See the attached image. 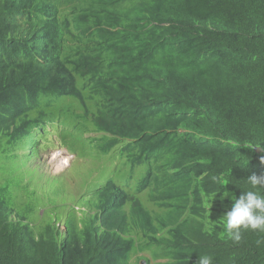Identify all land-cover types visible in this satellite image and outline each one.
<instances>
[{
    "label": "trees",
    "instance_id": "16d2710c",
    "mask_svg": "<svg viewBox=\"0 0 264 264\" xmlns=\"http://www.w3.org/2000/svg\"><path fill=\"white\" fill-rule=\"evenodd\" d=\"M86 1L85 8L91 20L79 39L74 35L80 26L66 16L60 0H0V264H124L130 254L129 241L135 248H150L155 258L165 256L170 262L176 256L175 264H188L183 250L179 249L183 239H205L204 222L215 224L225 209L231 208L226 200L216 214L208 213L212 194L219 186V175L214 169L230 162L245 165L250 159L227 155L223 150L205 152L208 148L197 140L185 143L187 134L179 129L192 131L206 116L202 114L203 99L195 97L199 93L208 94L199 86L197 79H200L207 91L216 97L230 98L232 94L235 101L225 102L224 98H218V108L213 107V110L238 124L231 132L235 141L253 130L257 134L264 133V49L257 58L250 59L247 58L248 44L245 48L237 46L245 53V58L230 73L232 54L228 43L214 40L219 37L216 17L223 20L224 26L239 29V33L250 24L254 28L247 26V30L252 33L264 30V0H246L247 8L242 12L248 18L225 17L230 11L227 6L222 16L219 7L213 11L217 4L226 0ZM37 2L46 3L57 15L40 30L38 43L28 39L35 33L30 23L5 20L15 12L29 20V12ZM150 6H161L159 18L148 9ZM103 22L105 27H102ZM194 23H204L207 31L213 27L212 35L201 28L193 30ZM67 43H70L68 47ZM27 47H36V53L45 57L64 47L67 50L64 54L54 53L50 60L43 57L41 61L47 62L41 66L31 58ZM218 51L221 64L212 68L217 80L200 77L199 68L209 54ZM77 68L83 69L85 84L74 93L64 91L60 84L61 73ZM112 70L111 79L97 82L103 71L110 76ZM98 84H101L100 91H93ZM97 96L102 105H116L115 115L120 106L124 107L123 112H119V116H123L115 121L112 116V122L103 126L117 130L115 134H125L130 142L122 144L124 153L131 161H146L151 174H163L164 169L167 172L173 167L170 177L173 180L182 168L175 162H168L163 168L155 167L157 151L163 145L175 149L176 155L181 153L183 156L178 160L181 163L188 156L203 163L204 175L183 171L179 186L183 195L177 205L167 211L158 208L145 212L133 197H126L108 186L93 185L78 202L84 206L82 213L85 212L84 218L79 220L72 207L57 215L51 209H40V213L32 205L31 196L36 191H30L29 185H22L24 171L15 170L14 159H29L37 155L35 150H43L39 147L31 149L30 153L25 151L29 137L31 144L37 145L39 136L32 134L38 126L45 131L53 124L61 130V145H73L67 127L77 124L78 111L85 109ZM134 104L146 106L145 113L134 111L131 107ZM185 107L198 111L192 123L183 121ZM86 131L83 129L80 133ZM137 136L143 137L132 141ZM102 141L106 144H98L100 151L108 152L119 140ZM204 153L208 155L204 157ZM168 154L163 155V160ZM245 180L246 185L247 177ZM42 192L40 190L39 195ZM210 210H216L214 204ZM136 224L146 231L133 241ZM61 225L64 230L60 229ZM168 226L178 229L179 238L158 235ZM218 234L225 236L223 229ZM216 240L220 242V237ZM125 242L127 244L122 245ZM226 243L223 240L220 246ZM191 248H199V254L216 256L213 264H224L223 259L230 264H264V231H242V239L234 241L233 249L225 252L222 258L219 248L213 252H205L199 246Z\"/></svg>",
    "mask_w": 264,
    "mask_h": 264
},
{
    "label": "clouds",
    "instance_id": "9594fccd",
    "mask_svg": "<svg viewBox=\"0 0 264 264\" xmlns=\"http://www.w3.org/2000/svg\"><path fill=\"white\" fill-rule=\"evenodd\" d=\"M63 3V8L65 9L69 18L74 19L78 22L80 29L74 35L79 39L83 36L84 29L86 24L90 22L89 12L85 8L86 0H60ZM246 0H226L215 6L213 11H215L218 7L220 9V16L224 14L223 8L227 6L230 8V11L227 13L228 15L225 17H233L238 16L240 18H247V15L242 12V9L247 8ZM220 5V6H219ZM149 6V5H148ZM50 7L44 2H37L31 8L29 12L28 19L23 15L15 12L12 13L11 17H7L5 20L9 21V23L15 22L16 20L27 21L30 23L35 33L31 35L28 39L39 42V33L40 30L49 25L51 22L55 20L57 15L51 12ZM149 10H153L156 14L157 18L161 16V6L156 7H148ZM48 10V12L46 11ZM16 17V15H18ZM197 16V15H196ZM193 19V22L196 18ZM200 24V26H199ZM247 26L245 25L242 31L239 33V29H232L229 25L224 26L223 29L219 31L218 39L214 40H222L223 42L228 43L230 54H232L230 58V73L235 71L237 65H239L245 58V53L239 51L236 47L241 46L243 48L247 47L249 49V54L247 58L255 59L257 58L264 49V30L259 29L257 32H250L247 30ZM201 28L204 33L211 34L212 30L207 31L204 27V23H194L193 30ZM239 33V36L236 35ZM248 38V39H246ZM246 39V40H245ZM230 42V43H229ZM70 43H67V47ZM64 50L51 52L48 55L49 60L51 59L54 53L64 54L67 50L66 47ZM27 52L31 54V58L34 59L37 63H40L41 66L45 65L47 61H41V59L45 56L39 55L36 53V47H27ZM220 51L215 54H209L207 60L203 66H201L198 70V74L200 77H207L210 79L217 80V77L212 71V68L217 67L221 64V60L219 58ZM239 54H241L239 56ZM48 60V61H49ZM223 63V62H222ZM255 75V74H254ZM253 75V76H254ZM251 76V78L253 77ZM85 74L83 69L77 68L70 71H64L60 75V84L64 91L68 92H76L79 91L83 84H85ZM109 80V76L105 71H103L97 82L103 83ZM199 86L206 93H199L195 95L198 98H202V114H205V118L202 117L198 121L197 128L190 131V129H179L180 132H184L187 134V137L184 138V142L188 143L190 139L199 141L200 144H204L206 149L205 152H210L214 150H223L227 153V155H233L239 158L248 157L249 162L245 165H242L238 162H230L227 165H224L220 168L214 169L218 175L219 180H217L218 187H216V191L212 194L211 207L214 204L216 210L211 211L210 206L208 213L209 215H214L219 210L222 202L226 200L229 203L231 208H226L224 215L219 218L215 224L211 222H204L205 234L207 237L203 240L198 239H187L182 242L179 249L183 250V256L188 264H213V260L216 256H212L208 253L199 254L198 249H192L191 247L199 246L205 249V252L212 250V252L216 249H220L222 253L219 255L220 258L224 257V253L228 250L233 249V243L239 242L242 239V231L246 230H257L264 231V133L257 134L251 131L245 138L241 140L235 141V138L231 136V132L234 131V126H238L237 123L225 119L221 114H215L213 107L218 108L217 99L224 98L225 102L227 101H235L232 98V94L230 98H225L224 96L216 97L212 93H209L205 86L203 85L200 79H197ZM90 96V95H89ZM194 97V98H195ZM78 100V98H77ZM76 99H74V103H77ZM79 101V100H78ZM80 102V101H79ZM196 104V102H193ZM134 108V111L145 113L146 106H138L136 104L131 105ZM123 106H120V110L116 115L114 114L116 105H102L99 102V96L92 98V101L89 102L85 109L79 110V116L77 118V124L72 127H67L70 130L73 145H61L59 141V136L61 135V130L55 128L53 124L46 127L45 131L38 137L37 145L34 147L35 142L31 144V138L28 139L29 150H27V145L25 143V151H29L31 149H37L39 147H43V150L36 151L37 155L29 158V159H14L13 166L15 170L21 168L24 171L23 177L27 178L28 182H22V185H29L31 187L30 191H36L35 196L39 195L40 190H45L48 188V184L51 178H56L61 174L71 175L73 179H79L82 176L80 171L69 172L73 163L76 159H82L85 163V168L90 170V174L87 177L86 183L78 188L76 192L74 191L73 196L67 194L65 190L60 191L58 197L56 198V202L52 206L51 211H54L55 214L59 215L62 211L67 208H74L77 220L80 218H84L85 212L84 206L79 205L78 202L80 198L86 197L84 194H88L91 190V186L94 187H110L114 191L118 190L120 194L125 195L126 197H133L142 206L146 211H153L155 209H160L167 211L169 208L177 205L182 199V191L180 189V184L182 182V174L183 171L196 172L198 174L204 175L203 171V163L201 161L196 162V160L188 156V159L181 163L178 160H181V153L176 155L175 149H167L164 148V145L157 151L154 164L156 168H163V165L168 162H175L182 166L178 176L171 180V173L173 172V167H171L167 172L164 169V173H156L151 174L149 169L150 165L144 160H135L131 161L128 159L127 154L124 153L122 144L129 139L125 134H115L117 130H112L108 126H103L106 121H111V117H113V121L117 120L123 115L119 116V112H123ZM137 109V110H136ZM184 113V123H192L194 115L198 114V111H190L183 109ZM262 119V118H261ZM31 122H34L33 120ZM264 122V121H263ZM56 129V130H53ZM87 130L85 133L81 134V130ZM37 131V132H36ZM42 131L41 128H37L32 134L35 136L37 133ZM191 132L190 135H188ZM194 138H191V137ZM94 138V140H89L87 138ZM143 136H137L132 139L138 140ZM117 138L119 141L109 149L108 152L100 151L98 144L103 146L106 144L102 140H106L107 142ZM82 139H85V143L81 142ZM130 142V140L128 141ZM31 144V145H30ZM96 150L99 154L103 155L99 158H94L92 156V151ZM169 153L165 160H163V155L165 153ZM58 153H64L66 156L61 157L58 156ZM57 154V155H55ZM50 155H53V158L58 159L56 163L57 171H60L58 175H52L47 173L46 171L40 168L39 162L37 160L40 159L46 160ZM176 155V156H175ZM208 153H204V157H206ZM23 157V156H21ZM67 158V161L63 160ZM127 158L128 161L125 160ZM32 162H35L32 164ZM63 162L62 167H58L59 163ZM68 162V165H67ZM143 166L144 172L137 182L135 186L131 185V180L135 175V171L138 167ZM68 168L67 170H64ZM105 169L107 172H110L109 175L105 179H96L98 172L101 169ZM115 173H111V170H115ZM127 173L128 182H121L118 179L119 172ZM227 172V173H226ZM226 175V179L223 182V176ZM36 176L39 178L42 188H39L34 182L31 181L30 177ZM245 177H247L248 183L245 185ZM92 179H96L91 181ZM216 179V178H214ZM24 181V180H23ZM250 184V187L247 185ZM229 188V189H228ZM229 190V191H228ZM167 191H169L167 193ZM230 191L232 194H230ZM82 195V196H81ZM163 197V201H159L160 197ZM89 197V196H88ZM70 203H68V201ZM230 200L231 204L230 205ZM33 205V204H32ZM152 207V208H151ZM151 208V209H150ZM42 213V210H40ZM174 224L177 225V222ZM61 230H64V225L60 226ZM223 229L225 236L219 235V231ZM136 233H133L134 236L131 239L137 240L146 229H141L140 224H136L135 226ZM166 235V238L172 236L171 239L179 238L180 232L177 228L173 226H168L164 229V231L159 232L158 235ZM217 237H220V242L216 240ZM226 240L227 243L223 246L221 242ZM259 243V242H258ZM122 244V243H121ZM127 244L126 242L122 245ZM130 246V247H129ZM232 246V247H230ZM130 249V254L127 256L124 264H166L168 262V258L165 256L162 258H155L151 255L150 248L139 249L135 248V244L129 241V245L127 247ZM199 255V256H198ZM224 264H230L229 261L225 259L222 260Z\"/></svg>",
    "mask_w": 264,
    "mask_h": 264
},
{
    "label": "rangeland",
    "instance_id": "374dc122",
    "mask_svg": "<svg viewBox=\"0 0 264 264\" xmlns=\"http://www.w3.org/2000/svg\"><path fill=\"white\" fill-rule=\"evenodd\" d=\"M92 156L94 158H99L102 157L103 155L99 154L96 150H93ZM58 159L53 158V155H50L46 160L40 159L39 161L37 160V163L39 162L40 168L47 173H50L52 175H58L60 171H57L56 169V163ZM35 162H32L34 164ZM68 168H65L64 170H67ZM75 172V171H80L82 173V176L79 179H73L70 174L65 173L61 174L56 178H51L50 182L48 184V188H46L41 195L35 196L32 195L31 199L33 201V206L37 209H44L45 211L48 209H52V206L49 205H54L56 202V198L58 197L60 191L65 190L68 195L73 196L74 191L80 187H82L86 181L87 177L90 174V170L85 168V163L82 159H76L75 162L73 163L72 167L70 168L69 172ZM115 170H111V173H115ZM144 172V167L140 166L136 169L135 175L131 180V185L135 186L139 179L141 178L142 174ZM110 172H107L104 168L101 169L98 172V175L96 179H105ZM31 181L34 182L39 188H42V184L39 180L38 177L36 176H31L30 177ZM96 179H92L91 181H94ZM118 179L121 182H128L127 179V173L125 172H119L118 174ZM23 182H28L27 178L25 177ZM68 201V200H67ZM68 203H70L68 201ZM47 207V208H44ZM51 211V210H50ZM49 211V212H50ZM44 223V222H41Z\"/></svg>",
    "mask_w": 264,
    "mask_h": 264
},
{
    "label": "bare ground",
    "instance_id": "6f19581e",
    "mask_svg": "<svg viewBox=\"0 0 264 264\" xmlns=\"http://www.w3.org/2000/svg\"><path fill=\"white\" fill-rule=\"evenodd\" d=\"M87 9V8H86ZM163 10H164V8H163ZM216 11V10H215ZM19 16V15H18ZM235 16V15H234ZM112 18V17H111ZM248 18V17H247ZM216 19H217V25H216V29H217V31H218V34H219V31L221 30V29H223V27H224V22H223V20L220 18V17H216ZM206 23H209V20L206 22ZM106 25H105V22H103V25H102V27H105ZM211 28H213V27H211ZM46 59H48V57H45ZM112 73H113V70L111 71V73H110V78L109 79H111L112 78ZM107 82V81H106ZM99 85H101V84H98V85H96L95 86V88L93 89V91H95L96 92V90L98 89V92L100 91V87H98ZM57 110V109H56ZM111 123V121H106L105 123ZM38 127H40V126H38ZM111 127H112V125H111ZM53 130H56V129H53ZM37 132V131H36ZM44 132H50V131H41V132H39V133H37L36 134V136L38 137V136H40L41 134H43ZM27 149H29V148H31V146L29 147L28 146V142H27ZM55 155H57V154H55ZM58 156H61V157H65L66 155L64 154V153H58ZM64 162H66L67 161V158H65L64 160H63ZM67 165H68V162H67ZM63 166V162H60L59 163V165H58V167H62ZM227 173V172H226ZM225 179H226V175H224L223 176V182L225 181ZM229 189V188H228ZM229 191V190H228ZM169 191H167V193H168ZM115 193V192H114ZM116 194V193H115ZM230 194H232L231 193V191H230ZM117 195V194H116ZM160 197V196H159ZM161 200L163 201L164 199H163V197L161 196L160 197V199H159V201L161 202ZM162 203V202H161ZM152 208V207H151ZM150 208V209H151ZM164 211V210H163ZM155 229V227H153V230ZM156 230V229H155ZM188 236V235H187ZM184 241H186L187 240V238L185 237L184 239H183ZM167 252V251H166ZM168 253V252H167ZM170 255V254H169ZM177 260H176V256H174L173 258H172V260L170 261V262H168V264H175V262H176Z\"/></svg>",
    "mask_w": 264,
    "mask_h": 264
}]
</instances>
